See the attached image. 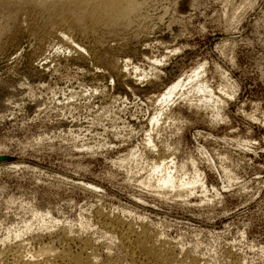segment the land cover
Instances as JSON below:
<instances>
[{"label": "rangeland", "instance_id": "374dc122", "mask_svg": "<svg viewBox=\"0 0 264 264\" xmlns=\"http://www.w3.org/2000/svg\"><path fill=\"white\" fill-rule=\"evenodd\" d=\"M149 5L113 69L28 31L0 48V254L130 264V227L169 264H264V0Z\"/></svg>", "mask_w": 264, "mask_h": 264}, {"label": "bare ground", "instance_id": "6f19581e", "mask_svg": "<svg viewBox=\"0 0 264 264\" xmlns=\"http://www.w3.org/2000/svg\"><path fill=\"white\" fill-rule=\"evenodd\" d=\"M152 1L156 2V0H0V48L3 46L5 48H7L6 46H11L22 32L28 31L33 34V37L35 35L38 38L39 43L43 44V47H45L44 44L51 43L50 40L53 37H57L63 45L65 44L69 49L79 52L82 54V57L87 50V52L96 51L98 53L103 50L101 52L102 59H104V62L108 61L109 65H107L114 68L116 67L115 61H113L114 59H111L112 61L108 60L107 54L109 52L104 49L105 45L111 41L124 42L130 36L132 37L135 29L138 30V25L147 17L144 15V10ZM136 35L134 34L133 36ZM54 40L57 41L55 38ZM39 46L41 45L39 44ZM97 57L100 60V55ZM118 74H120V71ZM199 77L200 72L194 71L188 77V82L193 83ZM195 85L194 87H196L197 92L203 93L202 95L205 94L207 99H212V93L204 86L205 84L199 83L197 86ZM183 86L184 82L180 81L169 89L161 99L163 104L169 102L178 91V88ZM165 165L163 163L156 165L155 171L162 173L168 168ZM199 181L195 178L189 182H177L168 173L161 176L156 183L157 187L162 190L167 188L174 189L176 187L184 190L189 186H196ZM112 227L113 229L116 228V226ZM116 230L120 229L117 228ZM147 235L146 233L135 235L130 227L120 233V246L123 249H131L130 264H169L168 262L166 263V260L159 251L160 249L157 247L154 248L153 246L149 247L148 240L150 239H148L149 236L147 237ZM24 246L25 244L5 250V252L0 254V264L94 263L91 259H88L89 257L84 258L82 255H79L80 253L73 255L66 248L60 250L47 245H41L39 248L29 252L30 256H27L25 254L26 251L24 252L23 250Z\"/></svg>", "mask_w": 264, "mask_h": 264}]
</instances>
